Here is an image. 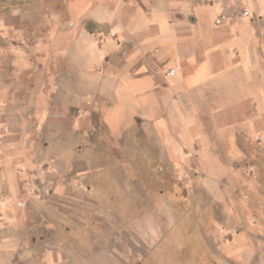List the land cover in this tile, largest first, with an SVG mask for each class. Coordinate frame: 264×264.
I'll return each instance as SVG.
<instances>
[{
	"label": "crops",
	"instance_id": "obj_1",
	"mask_svg": "<svg viewBox=\"0 0 264 264\" xmlns=\"http://www.w3.org/2000/svg\"><path fill=\"white\" fill-rule=\"evenodd\" d=\"M191 212L264 264V0H0V264Z\"/></svg>",
	"mask_w": 264,
	"mask_h": 264
},
{
	"label": "rangeland",
	"instance_id": "obj_2",
	"mask_svg": "<svg viewBox=\"0 0 264 264\" xmlns=\"http://www.w3.org/2000/svg\"><path fill=\"white\" fill-rule=\"evenodd\" d=\"M155 215L162 216L163 219L155 222V225L160 222L161 225L152 230L160 234L150 236L149 245L140 237L122 235L119 241L124 248L119 252L115 244V241H118L117 237L115 241L110 240L112 236L95 237V240H102L103 248L109 251L106 252L107 260L120 259V263L116 260L106 264H230L228 257L221 250V240L217 245V251L214 250L213 237L208 234L206 225L199 234L198 221L192 212L185 218L173 214L174 219L169 220L165 219L163 213ZM202 222L205 223V219Z\"/></svg>",
	"mask_w": 264,
	"mask_h": 264
},
{
	"label": "built area",
	"instance_id": "obj_3",
	"mask_svg": "<svg viewBox=\"0 0 264 264\" xmlns=\"http://www.w3.org/2000/svg\"><path fill=\"white\" fill-rule=\"evenodd\" d=\"M222 20H219L218 23L220 24ZM175 74V71L174 70H171L170 71V75H174ZM19 207H22V203H19L18 204Z\"/></svg>",
	"mask_w": 264,
	"mask_h": 264
}]
</instances>
